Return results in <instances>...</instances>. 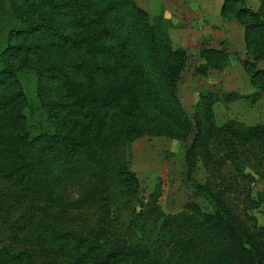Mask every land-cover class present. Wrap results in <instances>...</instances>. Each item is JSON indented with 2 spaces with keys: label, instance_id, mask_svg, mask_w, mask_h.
Instances as JSON below:
<instances>
[{
  "label": "trees",
  "instance_id": "obj_1",
  "mask_svg": "<svg viewBox=\"0 0 264 264\" xmlns=\"http://www.w3.org/2000/svg\"><path fill=\"white\" fill-rule=\"evenodd\" d=\"M257 2L256 9L244 0H222L219 7L221 18L242 28L250 57L242 67L252 90L198 92L188 115L177 92L187 54L172 48L171 24L161 12L151 16L134 0H0V264H264V225L247 212L264 202V190L254 198L244 190L247 206L240 211L229 197L264 168V121L245 124L229 118L218 124L213 109L219 101L254 104L264 93V68L257 67L264 59V0ZM46 6L67 7L85 32L80 42L87 46L84 52L103 56L112 39L116 50L108 56L116 52L127 58L170 125L146 118L137 99L126 100L122 85L64 103L40 97L44 122L30 125L4 91L12 88L22 106L17 72L24 62L32 66L27 54L51 36L67 38L58 34L55 21L45 18ZM197 57L193 70L201 76L209 69L221 71L229 62L227 52L215 47L199 49ZM66 62L35 65L40 85L48 77L70 82V75L85 66L87 71L107 66ZM62 65L69 69L63 72ZM81 110L85 117L89 112L92 129L72 133L70 125ZM143 137L189 139L182 162L187 176L196 163L206 173L193 188L209 198L212 209L190 200L164 211L160 179L146 197L138 194L130 146ZM224 168L230 172L225 178L220 174ZM72 174L83 176L89 186L79 198L67 200L60 186ZM116 203L124 205L114 207Z\"/></svg>",
  "mask_w": 264,
  "mask_h": 264
},
{
  "label": "rangeland",
  "instance_id": "obj_2",
  "mask_svg": "<svg viewBox=\"0 0 264 264\" xmlns=\"http://www.w3.org/2000/svg\"><path fill=\"white\" fill-rule=\"evenodd\" d=\"M222 0H134L135 4L145 10L149 15L161 12L170 22L168 35L172 48H183L187 54V60L180 72L177 83L178 99L188 115L194 111V103L198 92L212 91H234L238 93H249L252 87L248 83V75L242 67V62L250 60L245 53L242 39V28L233 19L225 20L219 15V7ZM245 6L256 9L257 0H244ZM36 10L40 6H35ZM40 11H43L40 9ZM45 18H50L58 25V34L67 36L66 40H56L52 36L47 40V46L42 45L34 49V52L27 54L31 59L32 66L26 67L25 62L17 72V78L21 84L24 94V104L15 98L13 89L5 87L9 99L13 104L26 115L30 125H39L44 122V109L40 107L39 98L43 97L51 103L54 101L69 102L75 97L90 93L91 91L105 92L113 90L117 86H124L126 100L129 96L134 97L140 103L142 114L150 120L163 125H170L161 111V105L155 104L151 96L147 95L148 86L142 82L138 74L129 68L126 57L118 56L113 52L108 56L109 51L116 50L112 47L114 41L109 40L107 45L111 49L98 56L89 52L85 43L80 44L85 32L75 25L74 18L67 7L58 10L56 7H48L43 11ZM1 27V25H0ZM72 39L75 40L73 44ZM221 48L229 56L228 65L221 71L209 69L204 76L195 74L194 66L198 61L197 52L201 48ZM136 49L131 52L136 54ZM86 61L89 64L107 65L104 68H95L89 71L85 66L74 75H70V82H62L56 77H48L40 85L37 79V68L34 66L46 63L58 67L66 64V61ZM31 63V62H30ZM21 67V66H20ZM257 67L264 68V59L257 63ZM62 70L69 69L62 65ZM36 71V72H35ZM91 71V72H90ZM215 121L220 124L226 119H234L245 124H253L264 121V93L254 104L242 100H235L229 103L216 102L213 105ZM43 111V112H42ZM72 126V133L77 131H89L92 129V122L89 120V112L81 110ZM80 113V112H79ZM67 118V117H66ZM66 127V126H65ZM189 142L186 139L178 142L166 137L140 138L131 143L130 146V168L138 177V194L146 197L157 179L161 182L160 204L164 211H172L186 201L193 200L203 209H212L209 198L206 195L196 192L193 188L194 182H203L205 172L200 164L193 167L191 174L187 176L185 166L182 162L183 149ZM228 169H222L220 174L225 178L229 175ZM218 182V179H216ZM238 186V192L230 194L233 204L239 211L247 206L244 200V190H248L250 197L254 198L255 193L264 190V168L255 174L254 181ZM89 183L80 174L70 175L60 186V192L65 199L79 198L80 194ZM247 187V188H246ZM232 200L229 199L230 202ZM135 205L129 202L128 205ZM124 204L116 203L114 207H121ZM113 207V208H114ZM247 212L255 218L258 225H264V202L256 207L247 209ZM125 220V213L120 215ZM2 237L0 236V243Z\"/></svg>",
  "mask_w": 264,
  "mask_h": 264
}]
</instances>
